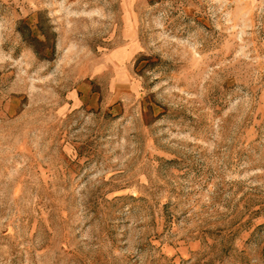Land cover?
<instances>
[{
    "label": "rangeland",
    "instance_id": "1",
    "mask_svg": "<svg viewBox=\"0 0 264 264\" xmlns=\"http://www.w3.org/2000/svg\"><path fill=\"white\" fill-rule=\"evenodd\" d=\"M0 264H264V0H0Z\"/></svg>",
    "mask_w": 264,
    "mask_h": 264
}]
</instances>
